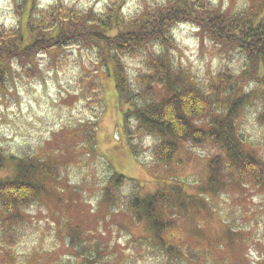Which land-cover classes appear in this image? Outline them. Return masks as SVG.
<instances>
[{
	"label": "rangeland",
	"instance_id": "374dc122",
	"mask_svg": "<svg viewBox=\"0 0 264 264\" xmlns=\"http://www.w3.org/2000/svg\"><path fill=\"white\" fill-rule=\"evenodd\" d=\"M32 2L37 11L62 5L95 14L120 3L122 16L131 20L143 9L167 6L169 0H0V60L6 65L0 80V153L6 158H48L59 169L58 188L24 211L19 235L6 237L0 231V264H89L85 258L90 252L83 258L71 244L76 229L83 249L86 243L99 246L101 240L109 245L105 264H159L161 257L148 240L147 228L133 220L125 201L110 205L104 199L113 174L132 180L118 189L123 198L133 190L144 196L178 182L191 203H184L172 236L174 244L193 256L188 264H264V186L233 182L213 195L204 194V211L194 209V196L204 193L207 162L220 155L217 148L184 145L168 164L156 163L150 156V139H130L121 130L113 80L83 46L57 52L58 70L45 64L48 55L40 56L39 72L29 66L20 72L18 50L6 42L18 29L28 35L25 21ZM204 2L228 14L264 12V0ZM173 34L176 62L200 85L207 86L224 69L240 73L237 52L215 43L196 24L176 26ZM128 70L134 75L139 66L128 61ZM94 83L100 85V97L85 98ZM256 116L254 108L248 109L240 131L249 151L264 160V127ZM88 125L95 139L93 151L83 131ZM132 149L137 151L134 155ZM11 168L6 164L0 169V179L10 177Z\"/></svg>",
	"mask_w": 264,
	"mask_h": 264
},
{
	"label": "trees",
	"instance_id": "16d2710c",
	"mask_svg": "<svg viewBox=\"0 0 264 264\" xmlns=\"http://www.w3.org/2000/svg\"><path fill=\"white\" fill-rule=\"evenodd\" d=\"M108 8L106 13L99 14L62 5L37 11L32 2L25 21V35H28L24 36L23 30L18 29L6 42L18 50L20 72L26 66L39 72L40 56L48 55L51 58L45 64L58 70L61 61L57 52L83 46L113 80L121 130L130 139H150V156L156 163L168 164L184 145L208 144L217 148L220 155L207 162L204 193L193 198L196 210L207 208L204 194L213 195L233 182L264 186V160L249 151L251 146L240 131L250 108L255 109L257 124L264 127V12L250 9L228 14L204 0H169L167 6L153 11L143 9L136 17L126 20L120 3ZM188 23L196 24L215 43L237 52L234 54L240 58V73L232 74L224 69L205 87L195 81L175 60L174 28ZM0 61L3 81L6 65ZM128 61L138 64L136 74L129 73ZM99 86L91 85L85 98L89 95L99 98ZM91 128L83 126L86 138L93 142V151L95 139ZM129 146L133 147L131 143ZM131 151L133 155L137 152ZM6 164L12 168L8 171L10 177L0 179V216H3L0 231L6 237H14L19 235L17 225L24 220V211L58 188L59 169L48 158H6L0 153V169ZM131 181L122 175H111L104 199L110 205L120 199L125 201L133 220L147 228L148 240L161 257L159 264L193 262V256L174 244L172 236L179 212L185 211L184 203H191L178 182L165 183L144 196L135 190L126 198L119 196L118 189ZM70 237L78 255L85 258L90 252L91 257L85 258L89 264L106 263L104 253L108 244L101 240L99 246L86 243L88 248L83 249L81 242H77L81 241L77 229Z\"/></svg>",
	"mask_w": 264,
	"mask_h": 264
}]
</instances>
